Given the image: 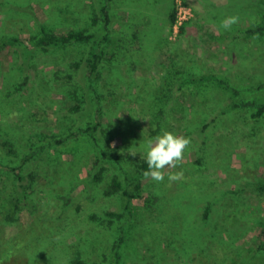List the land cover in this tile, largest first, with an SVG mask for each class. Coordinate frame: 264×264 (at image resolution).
Here are the masks:
<instances>
[{"label":"rangeland","instance_id":"1","mask_svg":"<svg viewBox=\"0 0 264 264\" xmlns=\"http://www.w3.org/2000/svg\"><path fill=\"white\" fill-rule=\"evenodd\" d=\"M99 7V0H0V38L17 40L0 51V142L10 139L22 152L43 134L60 135L66 126L93 118L103 122V145L125 159L145 160V143L164 131L191 143L181 164L164 170L162 183L146 179L148 169L131 171L122 161L117 169L104 162V180L88 186L94 147L72 140L56 145L62 149L58 166L44 155L36 164L45 176L34 184L32 209L0 223V260L66 264L85 248L93 261L115 264L112 248L121 232H101L90 217L111 211L124 214L112 216L118 229L124 220L137 221L120 264H264V116L254 120L249 111L232 107L243 100L264 102V30L246 32L264 24V0H113L106 30L93 21ZM172 7L176 14L180 7L190 11L179 27L170 21ZM230 16L239 22L225 30L221 21ZM41 27L106 33L97 118L89 102L71 112L83 94L95 99L73 65L88 45L35 48L31 37ZM204 73L225 82L180 84L182 77ZM218 111L227 115L211 121ZM6 170L0 162L1 219L13 212ZM181 170V180L168 181V172ZM115 173L131 191L137 189L126 175L140 184L129 214L118 194L104 193ZM149 231L154 245L141 236ZM5 248L20 253L19 259L4 256Z\"/></svg>","mask_w":264,"mask_h":264},{"label":"trees","instance_id":"2","mask_svg":"<svg viewBox=\"0 0 264 264\" xmlns=\"http://www.w3.org/2000/svg\"><path fill=\"white\" fill-rule=\"evenodd\" d=\"M99 1V12L98 15L93 18V21L99 22L100 29L106 30L112 22L111 10L113 0ZM169 15L170 21H174L176 16L174 7H172ZM184 28L185 26L181 27L182 32L184 31ZM263 30L264 24L254 25L253 27L247 29L246 32L261 33ZM101 39L107 40L106 33H104L100 37L97 31H86L83 28H74L65 32H54L53 30L41 27L38 34L31 37L32 46L38 49L66 46L72 42L85 43L88 45V48L85 51L84 55L79 57V59H77V61H75L73 65L82 70L83 85L87 90L89 88L92 89V92L96 94L94 97L95 99L94 102H91V99L89 100V98H87L86 95L83 94L80 98L79 103L73 106L74 110H71V112L76 113L82 107H84L87 102H89V107L93 111L92 114H94L95 117L100 112V106H97L100 101L97 100L98 97L100 98V96L99 94H97L98 91L96 84L99 80L100 70L103 65L102 60L104 57V51L102 50L101 46ZM16 41L17 40L13 37L0 38V51L6 49L8 46L14 45ZM194 80H196V82H225L224 79L217 77L214 73H204L194 79L191 77H182L180 79V84H189L194 82ZM235 93L238 94L239 92L235 91ZM94 103L96 107L95 109L93 107ZM232 107H240V109L249 111V118H253L254 120H258L260 119V117L264 116V102H259L257 100H243L232 105ZM95 110L97 112V115L95 113ZM224 115H227V111H218V115L216 117H213L211 121H220V119L222 120ZM91 117H93V115ZM92 119L93 118L87 121H76L77 125L75 127L66 126L65 130L67 132H64L60 135L52 134L51 136L47 137L43 134V136H40L43 138L42 141H40V138L38 140V143L36 141H31L27 145V147L24 146L25 151L22 152L18 151L17 148L14 147V143L10 139L6 138L2 142H0V149L2 152H4L0 155V162H2L3 165L7 166L8 170H6V172L7 174H9L8 178H11L12 181V185L10 188L12 191L9 192L11 194V196L9 197V204L11 206L10 211H13L11 213H8L7 215H4L3 219L0 218V223L2 226H4L5 223H10L16 219L14 213L19 212L23 208L28 207L30 209V206L32 209L33 204L31 205V203H33V199L31 195L33 192L32 190L34 184L35 182H37L36 179L38 176H41V178L45 176L38 172L36 164L39 158H42V156L44 155V159L48 160L50 164L51 162H53L58 166L59 158L61 157L60 152L62 151V149H58L56 145H63L66 141H76V144L82 142L89 147H94L95 149L97 156L95 162L93 163L92 170L88 171L89 178L85 181L87 182V186L95 184L99 185L104 180L105 171L107 168V166L104 165V162H107L116 169V166H122L123 161L131 171L134 170V167L139 170H147V164L145 160L141 159L140 161H138L137 159H134L133 161V158L125 159L124 155L121 153L114 155L112 152H110L108 150L109 148L107 149V147L103 145L105 139L100 135V132L105 130L102 127L103 122L99 121V119H96V121H91ZM205 125L209 126L210 124L207 123ZM44 138L47 139V141H44ZM55 164L54 167L56 166ZM29 166L31 167V169H27ZM126 172L128 173L129 171ZM125 177H128L127 179L132 178L134 188L137 189L138 193L129 190L127 185H123V182L120 180L121 178L116 175V173L111 176L110 181L105 185L104 193L106 195L118 194L125 209L124 212L129 214L130 212H132L133 207H135L131 199L133 197L135 198L137 195H140L141 188L140 184L134 182V176L129 177L126 175ZM108 214L110 215L105 218H100L97 214L90 215V217L92 221L96 223L94 225L98 227V230L101 232H107L106 230H109L111 235L113 233L117 234L118 232H121L119 237L114 241L112 248L114 263L120 264L121 251H123L125 247H127L132 242V239L134 238L133 231L137 226V221L124 220L121 223L120 229H118L117 227H115L114 223H112L114 220L112 216H116V218L120 219V217L124 214H119L111 211H108ZM141 236L149 241L152 245H154L155 233L150 232L148 235L141 234ZM129 240L131 242H129ZM5 249L6 250L2 253L4 256L14 254V258L16 260L18 256H20V253L16 254L13 249ZM102 252L103 253H101V258H104L106 252ZM88 254L89 252H87L85 248L78 249L67 259L66 264H103L104 260H101L100 262L93 261V259H90ZM4 256L2 257L4 258ZM0 264L9 263L2 259L0 260Z\"/></svg>","mask_w":264,"mask_h":264},{"label":"clouds","instance_id":"3","mask_svg":"<svg viewBox=\"0 0 264 264\" xmlns=\"http://www.w3.org/2000/svg\"><path fill=\"white\" fill-rule=\"evenodd\" d=\"M239 22V17L230 16L221 21V27L229 30L234 24ZM191 141L182 135H174L171 132L164 131L149 139L144 145L145 161L147 171L143 172L146 179L156 183H162L165 180V169H176L184 158L185 150ZM135 154H133L134 156ZM183 178V171H170L167 173V179L170 182L179 181Z\"/></svg>","mask_w":264,"mask_h":264},{"label":"built area","instance_id":"4","mask_svg":"<svg viewBox=\"0 0 264 264\" xmlns=\"http://www.w3.org/2000/svg\"><path fill=\"white\" fill-rule=\"evenodd\" d=\"M189 9L185 8V7H180L179 8V11L178 13L176 14V17H175V26H181L182 23L188 19V15L190 14L189 13ZM188 14V15H187Z\"/></svg>","mask_w":264,"mask_h":264}]
</instances>
